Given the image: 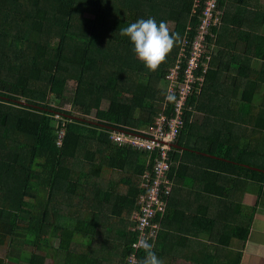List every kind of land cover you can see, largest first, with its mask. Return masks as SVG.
<instances>
[{"label":"trees","instance_id":"trees-1","mask_svg":"<svg viewBox=\"0 0 264 264\" xmlns=\"http://www.w3.org/2000/svg\"><path fill=\"white\" fill-rule=\"evenodd\" d=\"M163 1L0 0V248L8 250L0 264L125 262L138 241L132 217L146 191L141 179L148 171L153 182L162 153L114 134L147 132L163 110L175 118L182 98L167 77L179 67L178 81H186L195 46L203 51L181 107L183 129L167 151L172 192L154 219L160 229L149 243L152 251L163 264L188 257L197 250L193 237H200L202 216L221 215L182 203L181 174L203 181L205 201L217 207L230 200L223 183L236 175L256 181L261 195L264 166L252 159L264 156V97L253 104L260 89L264 93V0H216L205 32L210 0ZM150 17L175 23L172 33L180 36L156 71L120 34ZM257 56L259 69L253 67ZM69 81L76 88L66 98ZM67 105L75 110L65 111ZM197 110L204 112L202 122L193 120ZM105 169L112 173L108 180ZM251 223L233 225L240 240ZM145 256L142 248L139 264Z\"/></svg>","mask_w":264,"mask_h":264},{"label":"built area","instance_id":"built-area-1","mask_svg":"<svg viewBox=\"0 0 264 264\" xmlns=\"http://www.w3.org/2000/svg\"><path fill=\"white\" fill-rule=\"evenodd\" d=\"M211 4V9L207 7V11H204L202 28L204 32L206 31L208 25V20L211 18V11L216 7V0L208 1ZM218 14V11H217ZM217 20V19H216ZM206 28V29H205ZM195 68V62L186 71V81L182 83L180 87L181 102L178 103L177 114L175 118L168 117L164 110L156 118V127L150 129L147 132H140L138 134H128L124 137H118L115 135V139L128 143L132 147L142 148L143 150L154 151L159 149L161 151V159H156V164L154 166L155 178L153 182L150 183V175L147 174L144 179L145 192L142 193L137 199V210L135 211L136 220V230L138 236V241L133 244L132 252L127 256L123 264H139L137 254L143 248L141 246V241H145L148 244L151 239L155 240L160 229L158 221L154 219L158 213L165 212L167 203L166 199L170 196L172 192V181L167 178V172L171 168V164L167 160V151L169 150L172 143L179 137L183 126V107L184 100L188 97L192 89L193 80V70ZM179 69V67H177ZM191 76V80L188 81V76ZM63 133H61L60 139H62ZM171 137V138H170ZM169 138V139H168ZM61 144V142H59ZM163 197H166L163 199ZM134 231V230H133ZM144 238H140L141 236ZM138 247V249H137Z\"/></svg>","mask_w":264,"mask_h":264},{"label":"crops","instance_id":"crops-1","mask_svg":"<svg viewBox=\"0 0 264 264\" xmlns=\"http://www.w3.org/2000/svg\"><path fill=\"white\" fill-rule=\"evenodd\" d=\"M262 60L261 57H256L254 61L256 63H253V67L256 69L260 68V61ZM235 67H238L236 63H234ZM241 97H239V102ZM225 109V106H224ZM228 120H230V117H227ZM243 139V138H242ZM243 142V141H242ZM181 176H186L182 175ZM189 178V177H188ZM191 180L185 181L183 180L181 186L187 190L186 197L182 198V203L186 205L187 202H189V207L193 208L196 205L203 204L205 206V210L208 212L209 216H212L211 212L216 211L217 205L216 202H209L210 199H207L205 201V190L206 184L201 180H196L195 178H190ZM243 179H246L243 177ZM243 179L240 178L239 175H236L235 180L237 183L242 181ZM248 180V179H247ZM224 186H226V190L230 192V201H233L232 199H235L236 202L240 203L243 206H248L242 203L240 193H243L239 187H235L233 184L230 183V181L226 180L223 183ZM257 187V182H247L245 187ZM189 194V195H188ZM240 199V201L238 200ZM222 200V198H220ZM225 200V199H223ZM203 201V202H202ZM202 202V203H200ZM264 204L256 202V211L253 214H249V218L251 219L252 223L250 225V230L248 233L247 239L240 240L241 244L234 248V252L237 253V260L235 262H229V256L218 258L216 261H212L214 258H209L210 256H214L213 253L217 249L220 248V245L222 241H219V238L226 237L227 233L229 232V236L232 234V229L235 232V228L233 225L236 223L233 222V219L230 215L226 214L218 216L217 219H209L205 215L202 216L204 218L202 222L204 221L203 228L198 231L200 237H193V240L195 243L199 242L197 244V250L196 251H190L191 254L188 257L185 258H179L183 259L186 264H264V219L263 215L260 214L263 210ZM253 208L254 206H248ZM194 209V208H193ZM191 209V210H193ZM220 214V213H218ZM259 219V220H258ZM255 221H259L255 222ZM232 228V229H231ZM237 238L233 237V242L236 241ZM232 240H230L231 242ZM257 249L258 251L262 252V254H259L255 251ZM232 251V250H231ZM195 257L196 262H193L194 260L192 257L193 255ZM217 256V254H215ZM177 260V259H176ZM170 261H174L170 260ZM168 261L166 263V260H164V264H169Z\"/></svg>","mask_w":264,"mask_h":264},{"label":"rangeland","instance_id":"rangeland-1","mask_svg":"<svg viewBox=\"0 0 264 264\" xmlns=\"http://www.w3.org/2000/svg\"><path fill=\"white\" fill-rule=\"evenodd\" d=\"M159 1H160L161 4L164 3L163 0H159ZM145 3H146V1H145ZM143 6H144V9L149 7V5H143ZM207 7H209L210 9L212 8L211 4H209L208 1H207ZM204 11L206 12L207 9H204ZM86 15H90V14H86ZM168 25H169L170 31L172 32L175 29V23L168 22ZM194 49L195 50L192 53L193 57L191 58L190 63H194V62L196 63L197 62L195 57L197 55H199V56L201 55V53L203 51V46L202 45L195 46ZM179 56L180 57L183 56V51H181V54ZM15 59H16L15 57H10L9 59L7 58V60H9V61H15ZM178 75H179V69H177V68L172 69L171 72L169 73L167 78L170 80V84L169 85H170L171 88H180L182 86V82L178 81ZM259 77H260V75H259ZM190 80H191V76L189 75L188 76V81H190ZM263 86H264V83H263L262 87ZM251 87H253V85ZM75 88H76V82L75 81H69L67 86H66L65 97L69 98L68 93L73 92ZM261 90L262 89H260L261 93L257 94L256 97H255V100H253V104H254L255 107L260 105V103H261V101H262V99L264 97V93H262ZM200 91H201L200 89L197 90V95L200 93ZM128 96L132 97L133 93L131 92ZM238 96H240V97L242 96V91L241 90L238 91ZM240 101L242 102V99H240ZM57 104H58V102L56 101V99H51V103H50L51 107L56 108ZM106 107L107 106H103L104 109ZM64 110L65 111H74L75 109L73 110L70 105H67L64 108ZM203 116H204V112L197 110V114H195V117H194L193 120L194 121H198L199 120L200 122H202ZM91 119H94V118L91 117ZM155 122H156V120H155ZM242 135L245 136L244 133ZM248 138H251V133L249 134ZM262 153H264V150L262 151ZM245 160H247L249 162H251L253 160V161H255V163L257 165L264 166V156H262V154L261 155L257 154V158L256 159H252V160L245 159ZM199 168H201V167H199ZM253 168L254 169H259L257 167H253ZM242 173H244V171H242ZM147 174H149L148 171H146L145 174L143 175V177L141 179L142 182H144L145 176ZM103 175L106 178V180H108L110 178V176L112 175L111 170H106L105 169V172H103ZM182 177L185 178L184 180L187 179V176H182ZM243 177H244V175L240 176L241 179H243ZM228 181H230V183L233 184L235 187H239L240 190L243 192V193H240L241 200H242L243 204L248 205V206H255L257 201H258V203H263L264 204V187H263L261 195L259 196L258 192H257V187H251V186H249L247 188L245 187L246 183L250 182L251 179L250 180L243 179L239 183H237V181L234 178L233 179L230 178V179H228ZM141 195H143V194H140V196ZM232 200L233 201L226 200L225 204L223 202H219V205L217 207V211L221 215H224V216L226 214L230 215L231 218L233 219L234 223H241V224L245 225V223H247V221L249 219V214L252 213V210H251L252 208L248 207V206L241 205V209L240 210L239 209L236 210L235 206H236V204L238 202H236L235 199H232ZM238 200L240 201V199H238ZM136 210L137 209H135V211ZM135 211H134V214H133V217H132L134 222H136V220H135ZM260 214L263 215V218H262V220H263L264 219V208H263V210L261 211ZM255 222L260 223L259 221H255ZM132 229L135 231L136 230V226H133ZM235 233H236L237 240L234 241V242H233V238H230V236H229L230 233L229 232L227 233L226 237L219 238V241H222V243L220 245V248L217 249L216 251H214V253H213L214 258L212 259V261H216L218 258L226 257V256H229V262H235L237 260V253L234 252V250H235L234 248L238 247L241 244L239 235L242 232L239 231V230H235ZM140 238L142 239V238H144V236L142 235ZM230 240H232V241L230 242ZM137 249H138V247H137ZM255 251L257 253H259V254H262V252L258 251L257 249H255ZM7 252H8V250L6 248H0V258H5L6 259L7 258ZM31 253H32L31 249L27 250L23 257L28 258V256L31 255ZM215 254H217V256ZM192 261L194 262V260H192ZM169 264H186V263L184 262L183 259H177V260L175 259L174 261H170Z\"/></svg>","mask_w":264,"mask_h":264},{"label":"clouds","instance_id":"clouds-1","mask_svg":"<svg viewBox=\"0 0 264 264\" xmlns=\"http://www.w3.org/2000/svg\"><path fill=\"white\" fill-rule=\"evenodd\" d=\"M121 36L130 38L137 58L149 71H156L164 63L180 40L178 33L170 32L165 21L157 23L154 18H140L121 30ZM146 256L142 264H163L157 257L152 246L141 241Z\"/></svg>","mask_w":264,"mask_h":264}]
</instances>
